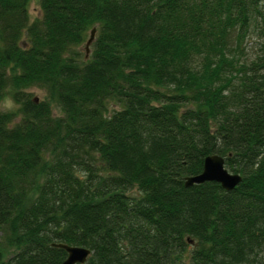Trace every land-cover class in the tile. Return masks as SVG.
<instances>
[{
	"label": "trees",
	"instance_id": "1",
	"mask_svg": "<svg viewBox=\"0 0 264 264\" xmlns=\"http://www.w3.org/2000/svg\"><path fill=\"white\" fill-rule=\"evenodd\" d=\"M28 2L0 0V264H264V0ZM213 154L234 187L184 186Z\"/></svg>",
	"mask_w": 264,
	"mask_h": 264
},
{
	"label": "water",
	"instance_id": "2",
	"mask_svg": "<svg viewBox=\"0 0 264 264\" xmlns=\"http://www.w3.org/2000/svg\"><path fill=\"white\" fill-rule=\"evenodd\" d=\"M94 28L89 31V36L84 43L85 55L88 51V46L93 39ZM240 180L238 174L229 173L223 166V158L218 155H207L202 162L201 172L197 175L185 177L184 186H189L194 183H201L203 181H215L219 183L221 188L229 190ZM56 246L64 249L66 252L65 259L60 264H75L83 263L89 254L86 248L68 246L65 244H56Z\"/></svg>",
	"mask_w": 264,
	"mask_h": 264
},
{
	"label": "rangeland",
	"instance_id": "3",
	"mask_svg": "<svg viewBox=\"0 0 264 264\" xmlns=\"http://www.w3.org/2000/svg\"><path fill=\"white\" fill-rule=\"evenodd\" d=\"M27 14L29 21L35 19L39 16V5L38 0H29L27 5ZM29 92H31L32 97L37 99L43 98V91L38 88H29ZM15 105L12 103V101L9 98L3 99L0 101V110H6V109H12Z\"/></svg>",
	"mask_w": 264,
	"mask_h": 264
},
{
	"label": "bare ground",
	"instance_id": "4",
	"mask_svg": "<svg viewBox=\"0 0 264 264\" xmlns=\"http://www.w3.org/2000/svg\"><path fill=\"white\" fill-rule=\"evenodd\" d=\"M256 245V244H255Z\"/></svg>",
	"mask_w": 264,
	"mask_h": 264
}]
</instances>
